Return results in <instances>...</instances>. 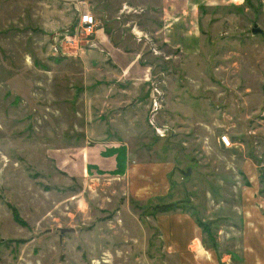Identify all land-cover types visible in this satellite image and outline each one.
I'll return each mask as SVG.
<instances>
[{"label": "rangeland", "instance_id": "obj_1", "mask_svg": "<svg viewBox=\"0 0 264 264\" xmlns=\"http://www.w3.org/2000/svg\"><path fill=\"white\" fill-rule=\"evenodd\" d=\"M78 1L0 0V264H192L190 220L230 249L244 201L264 199V18L199 7L182 49L155 34L161 0L113 1L111 21ZM85 10L113 32L88 40ZM106 43L142 71L122 79ZM99 142L128 148L126 174L66 172Z\"/></svg>", "mask_w": 264, "mask_h": 264}, {"label": "crops", "instance_id": "obj_2", "mask_svg": "<svg viewBox=\"0 0 264 264\" xmlns=\"http://www.w3.org/2000/svg\"><path fill=\"white\" fill-rule=\"evenodd\" d=\"M113 1L117 0H93L94 4L100 6L101 10H98L101 16L109 21L117 18L121 19V17H117V12L112 13L108 8ZM231 2L235 4L232 5L235 8L243 7V2L246 9L252 8L255 12L259 11V16L264 18V0H161L163 15L159 20V30L155 31V34L160 35L162 40L166 44L172 45V47L183 49V45L189 44V42L195 44L196 38L190 36V33L199 32V29L196 28L199 20V7L204 11L208 7L221 8L229 6L228 3ZM119 3L125 4L124 0H119ZM75 6L77 9V4ZM58 16L60 15L57 14ZM95 17L99 19L98 16ZM111 24L112 22L108 26ZM102 26L101 31H98V36L104 31V23H102ZM108 26H106L105 31L113 32L114 29ZM136 27L138 26L136 25ZM101 39H105L104 36ZM111 44L106 43L104 46L105 48L108 47V51H106L113 60L110 61L111 64L122 70V79H126V75L132 69L142 71L140 67H143V64L139 60V54L136 51H122ZM107 59L110 60L108 56ZM115 147H117L116 150H113ZM84 149L81 156L74 153L75 156L70 158L73 164L69 163L66 166V172L72 175H81L80 177L93 178L102 175L113 176L114 173L121 170H124L121 172L123 174L129 171L130 152L123 143L99 142ZM257 197L254 201H244L245 203L241 206V218L237 225L230 226V229L233 228V230H227L232 235L236 233L235 238L230 239L233 244H230V242L227 244L230 249L222 247L218 238H216L217 243L215 242V246H204L206 243L202 236L203 229L200 230L199 226L195 224L196 222L189 221V258L192 264H264V202H261L264 199H261L258 194ZM220 229H223V226ZM195 242L199 243L198 247H201L202 251L192 248ZM193 250H196V253H193Z\"/></svg>", "mask_w": 264, "mask_h": 264}, {"label": "built area", "instance_id": "obj_3", "mask_svg": "<svg viewBox=\"0 0 264 264\" xmlns=\"http://www.w3.org/2000/svg\"><path fill=\"white\" fill-rule=\"evenodd\" d=\"M75 1L82 2L78 0ZM79 20L81 22L80 26H82V30L87 35L88 40L92 39V35L95 36L96 33L98 34V31H101V29L103 28L101 22L89 10H85L82 13H79ZM132 33H134L138 38L143 37L146 42L150 41V38L148 37L149 34L147 32L143 33L141 30L137 29L136 27L132 28ZM153 50L155 51V49ZM221 142L223 143L224 146L231 145L230 140L224 135L221 136Z\"/></svg>", "mask_w": 264, "mask_h": 264}, {"label": "water", "instance_id": "obj_4", "mask_svg": "<svg viewBox=\"0 0 264 264\" xmlns=\"http://www.w3.org/2000/svg\"><path fill=\"white\" fill-rule=\"evenodd\" d=\"M251 33L253 35H263L264 36V30L262 28H260L257 24H254L253 27L251 28ZM190 170H188L187 173H189ZM174 206V203H169V204H163L161 206V208L163 210H167V209H170L171 207ZM65 230H69V231H72L73 229H61V231H65Z\"/></svg>", "mask_w": 264, "mask_h": 264}, {"label": "trees", "instance_id": "obj_5", "mask_svg": "<svg viewBox=\"0 0 264 264\" xmlns=\"http://www.w3.org/2000/svg\"><path fill=\"white\" fill-rule=\"evenodd\" d=\"M11 211H12V214H13L14 219H16L17 221H21V220H19V216L17 214V210L13 206H11Z\"/></svg>", "mask_w": 264, "mask_h": 264}]
</instances>
